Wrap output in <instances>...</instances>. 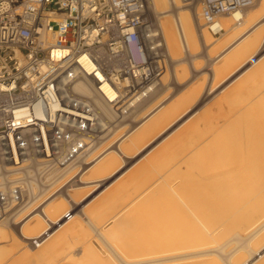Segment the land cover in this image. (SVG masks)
<instances>
[{"label":"bare ground","instance_id":"1","mask_svg":"<svg viewBox=\"0 0 264 264\" xmlns=\"http://www.w3.org/2000/svg\"><path fill=\"white\" fill-rule=\"evenodd\" d=\"M145 2L156 15V26L168 60H176L182 54L181 49L193 54L201 44L195 23L200 12L197 6L195 12L192 10L194 1L182 3L185 7L175 14L173 8L179 7L180 0ZM242 13L243 10H236L220 18L219 25L225 32H221L218 40L215 38V47H211L214 54H207V59L213 58L210 75L213 84L217 74L222 75L231 67H239L254 58L262 42L263 30L257 29L264 22L257 17L264 15V0L246 15ZM244 23L248 25L244 26L243 34L235 35L236 28ZM203 27V31L200 28L203 44L211 46L215 39H211ZM181 72L182 68L174 69L167 75L178 81ZM260 77L257 80L264 83V77ZM224 82L226 80L222 79L218 86ZM250 82L254 86V80ZM247 83L244 78L230 92L221 94L220 102L212 108L196 111L187 118L192 112L191 98L195 95L186 89L187 92L180 93L185 95L175 103H172L174 100L168 102L165 93L156 100L153 98L155 101L147 103L146 99L138 103L127 116L119 115V122L92 154L90 166L80 174L81 185L70 190L74 199L76 191L91 188L79 200L74 199H83L78 204L81 208L74 211L68 222L55 224L58 228L52 226L47 240L37 248L25 242L26 248H19L16 240H23L21 235L35 237L44 231L40 215L23 209L16 222H1L0 264H45L58 255L70 257L69 262L65 260L70 264H110V255L106 260L102 257L98 244L88 238L92 236L87 232L89 227L83 226V222L100 219L105 211L109 213L108 218L104 217L110 226H95L93 222L90 229L104 247H116V251L113 247L116 264H264V93L249 94L251 86ZM102 88L110 99L114 98L115 91L110 86L104 84ZM78 89L89 94L83 84H78ZM211 89L209 92L213 91ZM96 102L107 110L100 99ZM141 106L140 120L131 125L129 121L133 120L129 119ZM166 107L161 115L164 123L160 121L163 125L156 133L160 127V111ZM108 115L113 118L112 113ZM179 121L181 125L174 128ZM168 129L174 136L160 146L155 145L158 148L152 152L155 148L150 150L149 146L154 142L151 138L154 131L157 135ZM129 130L131 132L125 136ZM118 133L122 134L116 137ZM121 137L125 138L119 139ZM146 149L149 151L140 160H146L150 151L152 154L143 164L137 160L113 178L121 171L122 164L129 162L126 159L132 160ZM137 163L139 166L127 175ZM125 174L127 176L122 178ZM143 179H148V184ZM142 183L146 187L141 186ZM112 185L114 187L110 188ZM135 185H140L142 190ZM65 204L66 200L59 197L47 200L43 209L48 217L55 219L52 216L58 217L67 210ZM114 206L116 211L109 212ZM77 243L81 249L79 261L75 260L76 256L66 254V250L70 251Z\"/></svg>","mask_w":264,"mask_h":264},{"label":"built area","instance_id":"2","mask_svg":"<svg viewBox=\"0 0 264 264\" xmlns=\"http://www.w3.org/2000/svg\"><path fill=\"white\" fill-rule=\"evenodd\" d=\"M193 1L211 35L224 31L220 15L255 2ZM168 58L145 0H0V223L40 215L44 231L21 235L37 248L68 222L83 200L70 190L119 115L158 91ZM59 197L67 210L51 219L43 208Z\"/></svg>","mask_w":264,"mask_h":264},{"label":"rangeland","instance_id":"3","mask_svg":"<svg viewBox=\"0 0 264 264\" xmlns=\"http://www.w3.org/2000/svg\"><path fill=\"white\" fill-rule=\"evenodd\" d=\"M193 1V0H192ZM258 0H255V2L251 5V6H248V7H246V8H244L243 9V11H244V13H248V11H250L254 6H255V4H256V2H257ZM263 1V0H262ZM261 1V2H262ZM146 3V2H145ZM195 3V2H194ZM147 4V3H146ZM195 5V4H194ZM185 6L180 2L179 3V7H174L173 8V11L172 12H174V14H175V12H177L178 10H180L181 8H184ZM196 6H192V10L195 12V9L196 8H198V11L200 12V7L199 6H197L196 8H195ZM146 9H147V11H148V14H149V16H150V18L153 20V22L155 23V25H157V22H155V20H156V15H155V13L152 11V10H150L151 8H149V7H147V5H146ZM151 11V12H150ZM150 12V13H149ZM154 15V16H153ZM222 16H229V15H220L219 17H218V20L220 21V18H222ZM261 15H259L257 18H259L258 19V21H260V22H264V17H262V16H264V15H262L261 17H260ZM198 17H200L199 18V20H198ZM198 17H197V19L195 18V23H196V34H197V36L199 37V38H201L200 40V45H197L196 46V50H194L195 52L193 53V54H189V52H184V51H182V49L180 50V53H182L181 55L179 54V56H178V58L176 59V60H174V61H169L168 60V67H167V74H169V72L170 71H172L173 72V70L174 69H181L182 68V71L183 72H181L180 74H181V77H180V79L178 80V81H175V79H173V78H171V76L170 75H167L166 74V72H165V74L163 75V78H165V79H163L162 78V82H166V83H164V88L162 87L161 89L159 88L158 89V91L155 93V94H153V98H156V97H161V95L163 96L165 93L166 94H168L169 95V100L170 101H173L174 100V102H172V103H175V102H177L176 100L177 99H179L180 97H182L183 95H185V94H180V93H184L186 90H188V91H192V93L195 95H193L192 97L193 98H191V102L192 103H190V104H192L193 105V107H191L192 108V112H190L187 116H186V118L187 117H189L190 116V114H193L194 112H196V111H201V110H204L205 108V110H209L210 108H212V105L214 106L217 102H220V100H221V94L222 95H224V94H227L228 92H230V89L233 87H235V86H238V85H240L241 84V82L244 80V78L246 79V81L250 84V83H252V82H250V81H253L254 80V86H252L251 84H250V86L251 87H249V85H248V87H249V89L250 90H248L249 92V94H259L261 91H263V93H264V88L263 89H261L260 90V88H258V86L260 87L261 86V88L262 87H264L263 85H264V83H263V81H260V80H257V78H259L260 76L263 78L264 77V73H262V75H261V72H264V59H263V57H264V38L262 39V42H261V45H260V47L256 50V52H255V55H254V58H252V59H250L249 61H247L246 63H242L241 65H239V67H237V65L236 66H233V67H231L230 69H228L224 74H222V75H219V74H217L216 75V77H215V80H214V84L213 83H211L212 82V80H211V78H212V76H210V75H212L211 73H212V69H211V61L213 60V58H211V56L214 54V53H212V49L213 48H211L212 46H214L213 44H215L214 42H217V40H218V38H220V37H218L219 35H211L210 34V32H209V30H208V28H207V26H206V24H205V21H204V19L200 16V15H198ZM224 19H222L221 21H222V23L224 22L223 21ZM198 21H199V24L197 25V23H198ZM245 25H248L247 23H244V25L242 24V25H240L239 27H237L236 28V31H235V35L237 34H240V33H243V30H244V26ZM204 26V27H203ZM202 27L203 28H205L204 30L207 32V34H208V36H210L211 37V39H215V38H217V40L215 41H213V43L211 44V46L209 45V46H204V44H203V36H202V34H201V30H202ZM200 28H201V30H200ZM257 30H263L262 31V36H264V25H262L261 27H259ZM203 31V30H202ZM202 46V47H201ZM215 47V46H214ZM205 48V49H204ZM208 48V49H207ZM211 48V51L209 50ZM207 49V50H206ZM255 51V50H254ZM210 54L211 56L209 57V58H211V59H207V57L209 56V55H207V54ZM263 59V60H262ZM262 60V61H261ZM257 61H258V63H260V64H258L257 63ZM261 61V62H260ZM256 62V63H255ZM194 64V65H193ZM244 64H246L244 67H242V69L241 70H239L240 69V67L241 66H243ZM252 64V65H251ZM178 65V66H177ZM198 66V67H197ZM251 66H253L250 70H248V72H245V70H247L246 68L247 67H251ZM180 67V68H179ZM236 67L237 68H239V69H236ZM248 68V69H249ZM186 69V70H185ZM210 69V70H209ZM239 70V71H238ZM181 71V70H180ZM237 71V72H236ZM240 75V76H239ZM258 75V76H257ZM238 76V77H237ZM242 76V77H241ZM257 76V77H256ZM229 77V78H228ZM256 77V78H255ZM260 77V78H261ZM235 78H237L236 80H235ZM242 78V79H241ZM254 78V79H253ZM261 78V79H262ZM222 79H225L226 80V82H224L222 85H219L218 86V84L220 83V81L222 80ZM253 79V80H252ZM210 80V81H209ZM230 80V81H229ZM234 80V81H233ZM256 80V81H255ZM182 81V82H181ZM231 81H233L232 82V84L231 85H229L228 87H227V85H228V83L229 82H231ZM259 81H260V83H263V85H259L260 83H259ZM178 82H180V84L178 83ZM194 82V83H193ZM256 82V83H255ZM210 83H211V85H210ZM247 83V84H248ZM212 84L213 85H215V86H213L214 88L213 89H211V87L210 86H212ZM253 84V83H252ZM199 85V86H198ZM235 85V86H234ZM206 86H207V88H206ZM209 86V87H208ZM188 88V89H187ZM200 88V89H199ZM165 89V90H164ZM186 89V90H185ZM207 89V90H206ZM213 90V91H210L209 92V90ZM255 89V90H254ZM167 90V91H166ZM185 90V91H184ZM166 91V92H165ZM252 91V92H251ZM187 92V91H186ZM209 92V93H208ZM221 92V93H220ZM205 93V94H204ZM262 93V92H261ZM178 94V95H177ZM204 96V97H203ZM221 97V98H220ZM206 98V99H205ZM141 108H143V107H141ZM139 109L136 113H134L133 115H132V117H131V119H129V120H132V119H135V116L137 115V114H139L140 112H141V110L142 109ZM167 108L168 107H166V108H164L162 111H160V116H159V119H158V121H161V117L163 116V113L167 110ZM208 108V109H207ZM204 110V111H205ZM135 115V116H134ZM162 115V116H161ZM142 116V115H141ZM141 116H140V114L139 115H137L136 116V121H131V125H133V124H135V123H137L139 120H140V118H141ZM139 118V119H138ZM125 122H128V121H125ZM130 122V121H129ZM178 125H181V122H179V123H177L175 126H174V128L175 127H177ZM179 127V126H178ZM120 134H122V133H120ZM119 133L116 135V137L117 136H119L120 135ZM168 135V136H167ZM169 135H171V131H167V132H165L164 134H162V135H160L157 139H156V141L149 147V149L151 150V149H153L154 148V146L155 145H157V143L158 142H161V141H163L164 140V142H167L171 137H173V135H171V136H169ZM169 137V138H168ZM168 138V139H167ZM158 148V147H157ZM157 148H155L153 151H155ZM149 149H146L145 150V152L144 151H141V153L139 154V155H137V157H135V158H133L132 160L131 159H126V161L128 162V160H129V162L128 163H123L120 159H119V164H122L123 165V167H122V169H121V171L119 172V173H117L116 175H114V177L113 178H115V176H117L118 174H120L121 172H123L124 170H126L127 168H129L130 166H132L133 165V163L134 162H136L137 160H139L140 158H142L148 151H149ZM152 151V152H153ZM144 152V153H143ZM152 152L150 153V154H148V156L147 157H149L151 154H152ZM143 153V154H142ZM147 157H146V160H147ZM145 159H143V160H140V165L141 164H143L145 161H146ZM139 163H137L136 164V166H134V167H132V169H130V171H128V173H127V175L133 170V169H135L136 167H138L139 166ZM126 164V165H125ZM138 165V166H137ZM90 166V163L87 165V167L86 168H88ZM83 172V171H82ZM81 172V173H82ZM126 174L125 175H123L122 176V178L125 176H127ZM113 178L112 179H110L108 182H111L112 180H113ZM122 178H120V180L122 179ZM120 180H118V181H120ZM146 181L147 182V180L146 179H143V181ZM117 181V182H118ZM149 181V180H148ZM145 184V183H144ZM143 183L142 184H140L141 186L143 185V186H145L146 187V185H144ZM147 184H148V182H147ZM77 185H81L80 184V182H78L77 183ZM76 185V186H77ZM139 185V186H140ZM138 185H135V187H138V189H140V190H142V187H139ZM112 187H114L113 185L110 187V188H112ZM89 189H91V188H89V187H86V188H83V189H80L79 191H76L77 193H76V196L74 197V199H76V200H79L84 194H86L88 191H90ZM135 189V188H134ZM143 189H144V187H143ZM98 192H99V190H97ZM97 193V192H96ZM96 193H94V194H96ZM93 196V194L90 196V197H92ZM66 206H67V204H65ZM65 206V207H66ZM68 207V206H67ZM66 207V208H67ZM79 207V206H78ZM116 206H114L113 207V209H108L109 210V212H110V210H112L113 212L114 211H116L115 208ZM107 210V211H108ZM106 213V214H105ZM107 213L108 212H104V214L106 215H103L102 214V216H103V218H102V216H100V219H101V221H100V219L99 218H97V219H94L93 220V222L96 224L95 226H97V225H101L102 224V226H106V227H108V225L110 224H108L107 222H106V220H105V217L106 218H108V215H107ZM60 214H61V212H60ZM109 214V213H108ZM111 214V213H110ZM105 216V217H104ZM57 216L55 215L54 217L52 216V218H56ZM99 220V221H98ZM104 220V221H103ZM92 221L90 220V223H85V222H83V226L84 227H89V230L90 231H88L87 230V232L89 233V234H91L92 236H90L89 234V236H88V238H91L92 240H94V243H97L98 244V248H99V250L101 251V255H102V257L105 259V258H107V257H109V255H110V258H108V259H110L111 260V262H114L115 264H116V262L114 261V260H116V253H115V251H116V247L113 245V247L115 248V251H114V248L112 247V246H108L107 244H105V245H107V247H104L103 245L104 244H101L100 243V241H98L97 240V238H95V235H96V233H95V231L94 230H91L90 228H92L91 226L92 225H94V223L92 222ZM99 222H101V223H99ZM42 223H43V221H42ZM98 223V224H97ZM90 224V225H89ZM107 224V225H106ZM43 225V227L45 228V226H44V223L42 224ZM110 226V225H109ZM55 228H58V226H56ZM85 228V229H86ZM88 229V228H87ZM60 232H61V229L59 230ZM58 231V233H60ZM92 231V232H91ZM57 233V234H58ZM93 233V234H92ZM94 236V237H93ZM18 240V239H17ZM16 240V242H19L18 243V245H19V248H22V249H25L26 248V245H25V243H23L24 241L23 240H18L17 241ZM95 240H97V241H95ZM22 241V242H21ZM96 244V245H97ZM104 248H103V247ZM110 247V248H109ZM112 247V248H111ZM72 249V251L70 250V251H67L66 250V254L68 255L69 254V256L70 255H74V256H76L75 257V260H78L79 261V255H80V253H81V249H80V244L79 243H77L76 244V246L74 245V246H72L71 247ZM103 248V249H102ZM105 251H107L106 253H105ZM68 252V253H67ZM109 252V253H108ZM71 253V254H70ZM111 253V254H110ZM65 254V253H64ZM107 254V255H106ZM66 255V256H67ZM62 255H58V256H55V257H53L52 259H50V262L48 261V262H46L45 264H48V263H50V264H67L68 262H69V260H67V258H68V256H67V258H65V257H61ZM105 256V257H104ZM78 257V258H77ZM65 258V259H64ZM70 258V257H69ZM68 258V259H69ZM113 258V259H112ZM61 259V260H60ZM65 260H67L68 262H66ZM106 260V259H105ZM113 260V261H112ZM59 261H61V262H59ZM81 261V260H80ZM110 262V264H114V263H111ZM68 264H70V263H68Z\"/></svg>","mask_w":264,"mask_h":264},{"label":"crops","instance_id":"4","mask_svg":"<svg viewBox=\"0 0 264 264\" xmlns=\"http://www.w3.org/2000/svg\"><path fill=\"white\" fill-rule=\"evenodd\" d=\"M260 3H261V0H258V1L256 2L255 6H254L250 11H248V12H251L254 8H257V7L260 5ZM242 14H243V16H244V15H246L247 13H242ZM226 18H227V17H226ZM261 26H262V25H261ZM224 32H225V31H224ZM242 34H243V33H241V35H242ZM241 35H240V36H241ZM263 38H264V37H263ZM260 45H261V44H260ZM259 47H260V46H259ZM263 59H264V57H263ZM263 59H262V60H263ZM262 60H261V61H262ZM261 61H260V62H261ZM246 64H247V63H246ZM246 64H244L242 67H244ZM258 64H260V63H258ZM242 67H241L239 70H241ZM252 67H253V66H252ZM252 67H250V68L247 67V68H246L247 70H245V72H248V70H250ZM248 68H249V69H248ZM239 70H238V71H239ZM236 72H237V71H236ZM162 87H163V86H161V88H162ZM161 88H160V89H161ZM167 96H168V97H167V100H168V102H169V99H170V98H169V95H167ZM154 99L156 100V98H154ZM154 99H153V95H152L150 98H148V100H147L146 102H147V103H148L149 101L151 102V100L153 101ZM157 99H158V98H157ZM155 100H154V101H155ZM145 104H146V103H145ZM145 104L142 105V106L144 107ZM142 106H141V107H142ZM139 109H140V108H139ZM139 109H138V110H139ZM141 109H142V108H141ZM132 120H133V121H136V120H134V119H132ZM162 121H163V120H162V118H161V122H162ZM161 122L159 121V123H160V127L158 128V130L156 131V133H159V132H160L159 130L161 129V127H162L164 121H163V123H161ZM179 122H181V121H179ZM179 122H178V123H179ZM129 123L131 124V122H129ZM157 124H158V123H157ZM161 124H162V125H161ZM173 129H174V128H173ZM130 130H131V129H130ZM130 130L128 131V133L125 134V136H126L127 134L129 135V133L131 132ZM167 131H171V129H168ZM167 131H164V132H167ZM176 132H177V131H176ZM156 133H155V131H154V133L152 134V137H151L152 140H154V142H155L156 139L159 137V135L164 134V133H160V134H157V135H156ZM172 133H173V132L171 131V134H172ZM172 135L174 136V134H172ZM122 138H125V137H121V138H119V139H122ZM117 140H118V139H117ZM154 142H153V143H154ZM142 143H143V142H142ZM142 143H140V144H142ZM153 143H151L150 146H151ZM164 143H165L164 141H161V143H157V146H158V145L160 146L161 144H164ZM142 145H143V144H142ZM150 146H149V147H150ZM154 148H155V147H154ZM154 148H153V149H154ZM156 148H157V147H156ZM152 151H153V150H152ZM150 153H151V151H150ZM139 160H140V159H139ZM139 160H138V162H139Z\"/></svg>","mask_w":264,"mask_h":264}]
</instances>
